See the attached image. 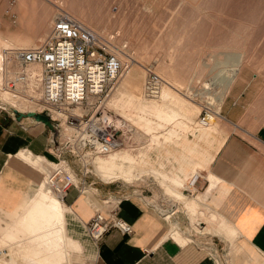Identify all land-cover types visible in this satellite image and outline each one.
<instances>
[{
    "label": "rangeland",
    "instance_id": "374dc122",
    "mask_svg": "<svg viewBox=\"0 0 264 264\" xmlns=\"http://www.w3.org/2000/svg\"><path fill=\"white\" fill-rule=\"evenodd\" d=\"M20 1L14 2L13 10L20 6ZM11 2L13 0H7L0 16V31L15 26L16 39L4 37L0 56L5 47L17 49L40 45L51 33L54 18L61 13L55 5L63 3L65 6L62 7L69 16L103 37L114 38V44L121 50L120 56L126 70L109 87L104 98L70 107L56 119L52 117L53 112H42L43 107L13 111L14 118L34 120L29 111L49 118L56 130V133L52 132L53 139L58 134L56 145L60 142L58 149L51 145L56 157L52 164H57L60 159L66 160L68 174L78 185L76 190L84 192L81 194L83 196L91 192L92 197L96 198L97 209L102 212L115 207L118 192L120 197L143 195L150 204L158 202L167 208L171 206L170 201L163 203L158 193L160 184L172 201L193 204L187 196L194 198L199 194L194 189L198 181L195 187L184 191L186 196L181 192L183 189H177L184 188V183L169 184L161 171L178 172L176 157L181 146L175 141L185 137L196 139L194 135L199 131V134L202 131L214 132L218 123L224 121L220 117L226 100L236 101L234 114L241 123L249 124V131L264 126V0H50L54 15L48 24L37 27L42 35L36 39L28 33V29L35 26L27 28L25 24L15 23L14 12L8 7ZM13 42L16 46L12 45ZM34 68L30 67L32 70ZM135 70L136 77L131 79L130 75ZM149 71L155 72L163 80L159 99L145 96ZM14 72L4 77L0 71L1 99L4 97L1 95L4 78L13 77ZM37 92L40 93L39 90ZM6 96L7 102L11 103V96ZM20 102L29 104L23 100ZM208 104L214 107L217 116L209 130L198 129L197 120ZM155 105L174 112L175 120L158 117L152 111ZM19 113L22 117H19ZM72 113L83 116L84 120L105 113L112 116L120 125L122 144L108 155L94 150L73 152L71 141L75 137L74 130L66 124L67 115ZM172 150L177 153L172 155ZM57 154H61V157ZM172 157H175L173 162ZM101 162L111 165L105 169L115 172L113 178L105 180L102 177L103 169H97ZM44 184L45 188H40L36 198L14 224L4 226L10 219L0 215L3 226H0V263L95 264L94 259L84 254L72 253L66 235V252L59 251L64 235L56 227L59 221L55 217L57 209L54 207L57 206L54 204L51 207V204L56 200L64 209L67 204ZM104 201L110 203L109 206ZM39 202L49 207L47 216H50V222L45 224L39 217L37 225L41 226L33 229L30 228L31 216ZM177 214L181 231L187 239L199 238L197 242L204 245L212 241L208 234L222 232V227L210 223L208 214L195 213L188 217L183 210ZM196 220L207 222L209 231L202 232ZM221 244L220 247L225 248L222 252L232 257L242 248L238 242L231 240H224Z\"/></svg>",
    "mask_w": 264,
    "mask_h": 264
},
{
    "label": "crops",
    "instance_id": "0c3cea01",
    "mask_svg": "<svg viewBox=\"0 0 264 264\" xmlns=\"http://www.w3.org/2000/svg\"><path fill=\"white\" fill-rule=\"evenodd\" d=\"M15 1L8 5L10 10ZM21 1L12 11L15 23L25 24L27 28L35 26L28 33L36 39L42 35L39 28L51 21L54 10L47 1ZM6 5L7 0H0V16ZM15 28L0 31V45L6 36L16 39ZM12 45L16 46L15 42ZM236 106L233 99L226 100L220 117L224 121L218 123L214 132L199 134V131L194 135L196 139L185 137L175 141L181 146L178 153L172 150V155L177 153L178 172L161 171L169 184L184 183V188L177 189H183L181 192L186 196L184 191L190 189L188 183L193 175L202 177L197 187L194 186L199 194L194 198L187 196L193 204L175 202L178 210L163 217L154 206L158 202L150 204L143 195L120 197L117 191L120 197L116 200L117 215L132 225L133 233L112 229L95 242L86 230L87 223L99 210L96 198L91 192L83 196L84 192L72 188L66 196V209L62 206L60 214H55L59 221L56 227L64 235L59 251L66 252V235L72 253L84 254L94 259L95 264H264V126L249 131V124L241 123L235 116ZM52 139L51 129L43 123L6 113L0 116V215L10 219L4 226L14 224L22 216L45 183L44 163L56 159ZM155 155L158 158V151ZM171 159L173 162L175 157ZM160 186L158 193L166 204L165 200L169 199L163 185ZM48 210V206L39 202L31 216L30 228L41 226L37 225L39 217L48 224ZM179 210L188 217L195 213L208 214L210 223L222 227V232L208 234L212 241L204 245L197 242L199 238L187 239L181 231ZM196 225L202 232L208 230L205 221L196 220ZM223 227L229 230L224 231ZM224 240L238 242L241 250L233 257L224 254L225 248L220 247Z\"/></svg>",
    "mask_w": 264,
    "mask_h": 264
},
{
    "label": "built area",
    "instance_id": "2783aa9c",
    "mask_svg": "<svg viewBox=\"0 0 264 264\" xmlns=\"http://www.w3.org/2000/svg\"><path fill=\"white\" fill-rule=\"evenodd\" d=\"M113 39L93 32L65 13L58 14L54 18L51 33L40 45L5 51V69L2 75L5 77V74L7 76L15 69L18 71L9 79L4 78L3 90L31 100L33 92L39 90L38 102L43 105L42 112H52V109L63 112L70 107L104 98L109 87L117 82L124 70L121 50L114 44ZM31 66L40 67L41 75L32 72ZM162 85V78L149 71L145 82L146 95L156 98ZM14 110L20 112L16 108L12 109L0 98V116L4 113L14 116ZM216 115L211 104L205 106L197 120V128L210 127ZM66 124L74 130L75 137L71 141L73 152L94 150L93 152L106 155L121 144L120 126L106 113L91 116L87 120L72 113L67 115ZM57 140L58 134L51 140V145L54 144L58 149L60 142L56 145ZM57 156L61 157V154ZM46 164L44 163L47 171L44 177L46 185L65 202L68 191L78 187L68 174L67 161L60 159L57 164ZM199 178L200 176H196L189 183L190 187H194ZM104 203L108 206L110 204L107 201ZM117 209L116 204L113 209H106L105 212L97 210L87 223V231L95 242L100 241L112 229L128 235L133 233L132 225L118 217Z\"/></svg>",
    "mask_w": 264,
    "mask_h": 264
},
{
    "label": "bare ground",
    "instance_id": "6f19581e",
    "mask_svg": "<svg viewBox=\"0 0 264 264\" xmlns=\"http://www.w3.org/2000/svg\"><path fill=\"white\" fill-rule=\"evenodd\" d=\"M23 2H26V0H22ZM45 1H47V2H49L50 3V0H45ZM51 4V3H50ZM65 6L64 5V3L61 5H59V6H56L55 5V7H56V9H57V11L58 12H61L60 14H62V13H65V14H67L68 16H69V14L64 10V8L63 7ZM71 17V16H70ZM73 19H75V18H73ZM76 20V19H75ZM78 21V20H77ZM79 22V21H78ZM81 23V22H80ZM82 24V23H81ZM83 25V24H82ZM85 26V25H84ZM86 27V26H85ZM49 36V35H48ZM47 36V37H48ZM12 48H10V47H5L4 48V50L2 51V53H1V56H0V64H1V69H0V71L3 73V71H4V55H5V51H7V50H11ZM135 62V61H134ZM35 68L32 70L31 69V71L32 72H34L36 75H41V68L40 67H37V66H34ZM124 68H125V66H124ZM126 70V68L123 70V71H125ZM124 73V72H123ZM136 73H137V70H135L134 71V73L133 74H131L130 75V78L131 79H134L135 77H136ZM123 75V74H122ZM9 95V96H11V103L9 102H7L8 100H6V97H8V96H6V95ZM161 94H162V86H161V89H160V92H159V94H158V96L156 97V99H159L160 97H161ZM2 97H3V95H4V97L2 98V100L4 101V103L5 104H8V105H10V107H12V108H16V109H24V108H26V107H33V108H37V107H43V105L42 104H40L39 102H38V100H39V94L37 93V92H33V94H32V96L33 97H31V98H33V100H31V99H27V98H22V97H20V96H14L15 94L14 93H12V92H7V91H2ZM145 96L146 97H148L147 95H146V90H145ZM21 100H23V101H25V102H28L29 104H26V103H23V102H20ZM152 111L158 116V117H160V118H162V119H165V120H167V121H172L174 118H175V116H176V114L174 113V112H172V111H169V110H164L163 108H162V106H159V105H155L153 108H152ZM29 112H31V113H33V111H29ZM52 112H53V114H52V117H53V119H56V118H58L60 115H62V114H64L62 111H53L52 110ZM217 116V115H216ZM35 120V119H34ZM175 120V119H174ZM215 121V118L213 119V122ZM38 122V121H37ZM213 122L211 123V126H212V124H213ZM39 123H41V122H39ZM118 123V122H117ZM119 125V124H118ZM120 126V125H119ZM211 126L210 127H208V128H206V129H204V130H209L210 128H211ZM122 144V143H121ZM120 144V145H121ZM119 148V147H118ZM117 148V149H118ZM116 150V149H115ZM115 150H113V151H115ZM112 151V152H113ZM111 152V153H112ZM111 153H109V154H111ZM106 155H108V154H106ZM107 166H111V165H108V163H99V165H98V170L100 171V169L102 168L103 170L101 171V175H102V177L105 179V180H109L110 178H113V176H114V173L113 172H111L109 169H108V171H107V169H105ZM109 168V167H108ZM196 176H198V174L197 175H193V177H192V179H191V181L190 182H192L194 179H196ZM199 177V176H198ZM210 179H211V181L212 182H214L212 179H213V177H212V175L210 176ZM45 183H46V181H45ZM45 188V184H43L42 185V187H41V190L42 189H44ZM48 188V187H47ZM49 189V188H48ZM50 190V189H49ZM51 191V190H50ZM52 192V191H51ZM56 195V194H55ZM176 195V194H175ZM178 195V194H177ZM44 196H46L47 197V194H45ZM57 196V195H56ZM58 197V196H57ZM58 198H60V197H58ZM165 198H167L166 196H165ZM61 199V198H60ZM167 199H169V198H167ZM170 201H171V203H173L174 204V208L172 209V205H171V207H168V208H161L160 206L161 205H154V206H156V208L158 209V210H160V213H161V215L163 216V217H167L168 215H173L177 210H178V205L175 203V202H173L171 199H169ZM53 205L51 206V207H54V204H56V206L57 207H54V208H56L57 209V214H59L60 212L59 211H61V209L60 208H62V205L60 204V203H58V202H56V200H54L53 201V203H52ZM56 214V215H57ZM214 221V220H213Z\"/></svg>",
    "mask_w": 264,
    "mask_h": 264
},
{
    "label": "water",
    "instance_id": "95a60500",
    "mask_svg": "<svg viewBox=\"0 0 264 264\" xmlns=\"http://www.w3.org/2000/svg\"><path fill=\"white\" fill-rule=\"evenodd\" d=\"M16 114H18V113H16ZM19 117H22V114L19 113ZM30 117H34L36 121L45 124L46 126H48L51 129V131L53 133L54 132L56 133V130L53 129V125L50 123L49 118L47 116H44L41 114L31 113ZM54 138H56V137L54 136ZM169 204H171L173 206L172 209L175 207L174 204H172L171 202Z\"/></svg>",
    "mask_w": 264,
    "mask_h": 264
}]
</instances>
